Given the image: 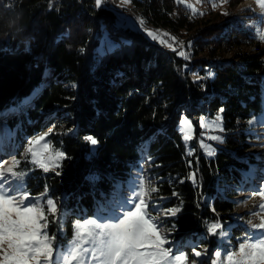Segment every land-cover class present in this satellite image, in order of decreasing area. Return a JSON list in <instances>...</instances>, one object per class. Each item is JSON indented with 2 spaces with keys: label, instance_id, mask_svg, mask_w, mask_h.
Returning a JSON list of instances; mask_svg holds the SVG:
<instances>
[{
  "label": "trees",
  "instance_id": "obj_1",
  "mask_svg": "<svg viewBox=\"0 0 264 264\" xmlns=\"http://www.w3.org/2000/svg\"><path fill=\"white\" fill-rule=\"evenodd\" d=\"M241 1L226 3L233 8ZM140 5L155 26L177 30L192 25L189 11L175 0ZM252 17L263 25L257 15ZM114 21V13L96 0H0V119L13 126L12 117H19L20 144L55 119V125L65 122L73 130L62 139L58 171L46 175L33 169L26 190L33 196L63 197L65 232L55 233V240L64 247L74 221L91 216L102 194L127 175L138 157L137 146L147 141L164 179L159 193L170 197L167 204L179 206L175 238L182 244L197 240L207 235L208 223L231 221L235 204L226 181L244 180L255 161L242 153L250 147L249 120L264 111V47L247 23L210 19L195 29L192 55L198 59L192 66L213 69L214 75L193 80L176 50L116 28ZM104 32L112 46L99 52ZM227 51L236 62H217ZM217 111L222 113L223 144L210 159L200 151L187 155L177 131L182 115ZM91 139L97 143L93 153ZM218 174L225 180L221 192ZM247 228L235 225L232 239L238 243ZM216 239L208 236L207 244L215 247Z\"/></svg>",
  "mask_w": 264,
  "mask_h": 264
},
{
  "label": "rangeland",
  "instance_id": "obj_2",
  "mask_svg": "<svg viewBox=\"0 0 264 264\" xmlns=\"http://www.w3.org/2000/svg\"><path fill=\"white\" fill-rule=\"evenodd\" d=\"M143 1L114 0L113 6L110 2L96 0V4L114 13L116 28L140 33L151 42L176 50L187 62L185 69L193 80L202 81L214 75L213 69L192 66L198 59L192 55L195 29L210 19L247 23L252 35L258 37L264 47V0H243L233 8L228 7L226 0L207 4L201 0H175L189 11L188 21L192 23L177 30L150 23L140 5ZM250 1L254 2V6L249 4ZM171 15L176 17L177 12ZM252 15H257L258 20L262 19L263 25L255 21ZM111 46L104 32L98 51ZM242 49L256 52L254 46H244ZM216 61L236 62L229 51L223 52ZM18 118L12 117L16 120L13 126L0 122V264H186L187 260L191 264L204 260L208 264H264V151L254 150L264 146V111L249 120L247 131L252 135L248 139L250 147L242 153L243 158L252 155L255 161L244 172V180L226 181L235 204L232 219L238 224H248L247 231L237 238V243L230 237L229 230L233 226H222L220 221L211 222L207 225V235L192 239L191 244H195L190 246V251L185 247L173 253H170V244L167 243V247L162 244L160 234L140 205L142 188L147 189L145 198L151 200L148 206L161 205V200L154 193V182H141L137 187L140 191L135 192L132 204L137 203L140 207H131L120 219L98 221L94 216H88L75 220L71 239H67L64 247L56 243L55 233L64 235V221L67 219V215L61 212L63 197H46L45 193L30 195L24 190V177L37 168L46 175L57 172L64 158L60 149L62 139L73 130L67 129L65 122L55 125L58 123V119H55V123L47 124L42 131L15 147L19 142L15 131ZM177 131L187 155L192 156L195 151H200L207 159L215 155L225 138L221 111L204 117L183 114ZM96 146L97 143L91 139L92 153ZM217 178V189L221 192L223 178L221 174ZM192 179L194 173L189 176V180ZM169 180L172 182L171 178ZM18 198L23 201L15 203ZM176 211V208L160 209L164 218L174 215ZM210 235L217 236L215 247L207 244L206 238ZM221 240L226 244L219 245Z\"/></svg>",
  "mask_w": 264,
  "mask_h": 264
},
{
  "label": "bare ground",
  "instance_id": "obj_3",
  "mask_svg": "<svg viewBox=\"0 0 264 264\" xmlns=\"http://www.w3.org/2000/svg\"><path fill=\"white\" fill-rule=\"evenodd\" d=\"M253 3H254L253 1L249 2L251 6H254ZM199 105H203L202 102H199ZM189 109L192 110L191 108ZM262 129L264 130V126L262 127ZM254 150L255 151L259 150L260 152H263L264 146L261 147L258 146ZM137 152H138V157L130 166L125 178H123L122 180L115 181L112 186V189L102 194L98 203L92 209V215L97 220H109L123 216L126 213V211L131 209V207L139 206L137 203L132 204L135 201V192L137 191V187L139 186V184H141V182H145V183L154 182L156 183V190L154 191V193L158 197V199L161 200V205L156 204L155 207L153 205L148 206L151 200H147V198H145V195H147L146 188H142L143 192L140 198V205L144 210H146L147 213L145 211L144 212L148 214V216L150 217L153 227L160 234L163 243L165 245L167 243L168 245L170 244L169 247H171L172 249L170 251L172 252L174 250L181 249L185 244H182L183 242L179 243V241L174 236L175 230L177 228L174 220L178 214L179 206L167 204L168 199L170 197L162 193H159V184L164 180L158 171V168L160 167V163L157 161V158L155 156L150 155L148 151L147 141L142 142L140 145L137 146ZM217 191L219 190L217 189ZM222 195L224 194L222 193ZM231 198L232 197H230V199ZM21 201L23 200H21V198H18L16 199L15 203H20ZM161 208H170V209L176 208L177 211L175 212L174 215L164 218L163 216H161V212H160ZM238 223L239 222H236L234 221V219L231 218V221L227 223L225 226L232 227L234 225H238ZM240 224L242 225V223ZM167 230H169L168 233H165ZM229 231L230 234L232 235V230ZM194 244L195 243H192L190 246H193ZM223 244L226 243H224L222 240L219 241V245H223ZM193 254L194 253H191L192 256H194Z\"/></svg>",
  "mask_w": 264,
  "mask_h": 264
},
{
  "label": "built area",
  "instance_id": "obj_4",
  "mask_svg": "<svg viewBox=\"0 0 264 264\" xmlns=\"http://www.w3.org/2000/svg\"><path fill=\"white\" fill-rule=\"evenodd\" d=\"M102 2H110V5H113V6H115L114 5V0H101ZM203 117L205 116V115H202ZM137 191H140V189H138Z\"/></svg>",
  "mask_w": 264,
  "mask_h": 264
}]
</instances>
